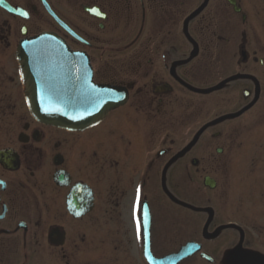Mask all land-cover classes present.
I'll use <instances>...</instances> for the list:
<instances>
[{
    "label": "flooded vegetation",
    "instance_id": "flooded-vegetation-1",
    "mask_svg": "<svg viewBox=\"0 0 264 264\" xmlns=\"http://www.w3.org/2000/svg\"><path fill=\"white\" fill-rule=\"evenodd\" d=\"M43 34L123 104L35 120L16 51ZM227 168L245 218L221 225L204 181ZM0 182V264H264V0H0Z\"/></svg>",
    "mask_w": 264,
    "mask_h": 264
},
{
    "label": "water",
    "instance_id": "water-1",
    "mask_svg": "<svg viewBox=\"0 0 264 264\" xmlns=\"http://www.w3.org/2000/svg\"><path fill=\"white\" fill-rule=\"evenodd\" d=\"M16 59L28 82L30 113L46 126L68 131L89 128L126 99L125 94L116 96L108 87L95 85L86 57L70 51L54 35L43 34L20 43ZM204 186L212 190L213 181L206 178ZM197 250L189 244L162 263L176 264ZM231 264L247 263L237 252Z\"/></svg>",
    "mask_w": 264,
    "mask_h": 264
},
{
    "label": "rangeland",
    "instance_id": "rangeland-1",
    "mask_svg": "<svg viewBox=\"0 0 264 264\" xmlns=\"http://www.w3.org/2000/svg\"><path fill=\"white\" fill-rule=\"evenodd\" d=\"M205 77V76H204ZM207 78V77H205ZM213 81V79H211ZM210 80V81H211ZM216 82V79L214 83ZM204 111L200 124L216 116L215 99L208 97L203 100ZM230 168L221 172L218 177V186L215 191L205 190V199L210 198L212 203L216 196V217L221 225L227 223H243L245 218V188L243 183H234ZM221 235H225L222 233ZM225 246L222 243L221 249Z\"/></svg>",
    "mask_w": 264,
    "mask_h": 264
},
{
    "label": "snow or ice",
    "instance_id": "snow-or-ice-1",
    "mask_svg": "<svg viewBox=\"0 0 264 264\" xmlns=\"http://www.w3.org/2000/svg\"><path fill=\"white\" fill-rule=\"evenodd\" d=\"M93 11L95 12L96 10L93 9ZM97 14H98V15H102L101 13H98V12H97ZM25 15H26V14H25ZM0 183H2V182H0ZM139 191H140V190L137 189V194H139Z\"/></svg>",
    "mask_w": 264,
    "mask_h": 264
}]
</instances>
